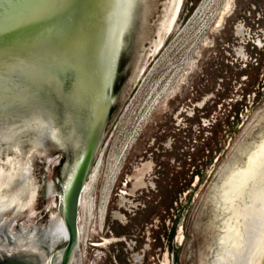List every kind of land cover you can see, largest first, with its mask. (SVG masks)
I'll use <instances>...</instances> for the list:
<instances>
[{
  "label": "water",
  "instance_id": "obj_1",
  "mask_svg": "<svg viewBox=\"0 0 264 264\" xmlns=\"http://www.w3.org/2000/svg\"><path fill=\"white\" fill-rule=\"evenodd\" d=\"M186 0H0V264H81L80 197ZM175 264H264V98L190 198Z\"/></svg>",
  "mask_w": 264,
  "mask_h": 264
},
{
  "label": "rangeland",
  "instance_id": "obj_2",
  "mask_svg": "<svg viewBox=\"0 0 264 264\" xmlns=\"http://www.w3.org/2000/svg\"><path fill=\"white\" fill-rule=\"evenodd\" d=\"M263 98L264 0H186L93 168L81 264H175L187 203Z\"/></svg>",
  "mask_w": 264,
  "mask_h": 264
},
{
  "label": "flooded vegetation",
  "instance_id": "obj_3",
  "mask_svg": "<svg viewBox=\"0 0 264 264\" xmlns=\"http://www.w3.org/2000/svg\"><path fill=\"white\" fill-rule=\"evenodd\" d=\"M227 12V7L225 6V8L222 10V12L220 13V19L223 18V15ZM150 168V164H144L142 166V168L138 169V172L133 176L134 178V182H133V188L136 189L140 186L143 185V181H142V178H143V174L144 172H146L148 169ZM84 194V193H83ZM108 195V190H104V198L105 196ZM89 207V206H88ZM87 208V207H86ZM85 208V209H86ZM103 209V208H102ZM101 209V214L104 213V210ZM80 212H81V207H80ZM82 238H83V230H81V242H82Z\"/></svg>",
  "mask_w": 264,
  "mask_h": 264
},
{
  "label": "bare ground",
  "instance_id": "obj_4",
  "mask_svg": "<svg viewBox=\"0 0 264 264\" xmlns=\"http://www.w3.org/2000/svg\"><path fill=\"white\" fill-rule=\"evenodd\" d=\"M101 155V154H100ZM99 159V158H98ZM95 169V168H94ZM94 171L95 170H93L92 172H91V174H90V177H89V179H88V181H87V183H86V185H85V187H84V190H83V192H82V194H81V197H80V207H81V210H84L86 207L88 208V206H89V203L86 201V198H85V194H86V192H87V190H88V188H89V184L91 183V181L93 180V175H94ZM84 193V194H83ZM90 202V201H89ZM81 215H80V234H79V244L81 243V230H82V226H81Z\"/></svg>",
  "mask_w": 264,
  "mask_h": 264
}]
</instances>
